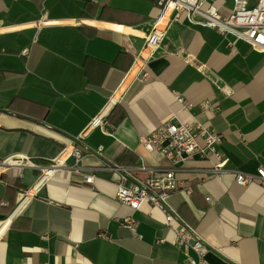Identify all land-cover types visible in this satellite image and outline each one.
Segmentation results:
<instances>
[{
  "label": "crops",
  "instance_id": "1",
  "mask_svg": "<svg viewBox=\"0 0 264 264\" xmlns=\"http://www.w3.org/2000/svg\"><path fill=\"white\" fill-rule=\"evenodd\" d=\"M158 1L0 0V160L23 154L38 164L0 174V218L11 217L0 236V264H186L173 243L179 222L168 226L165 213L149 202L133 210L117 200L110 172L101 170L87 183L72 168V156L42 177L50 160L74 144L122 87L103 123L81 140L79 164L99 163L86 148L103 146L112 163L173 167L187 187L172 193L169 206L212 246L208 263L264 264V184L235 180L236 170L256 173L264 166V52L183 15L166 39L192 60L160 48L142 65L145 37L163 10ZM211 1L223 15L234 4ZM178 96L193 109L183 110ZM173 112L221 134V152L233 171L220 180L206 159L173 164L148 151L140 136ZM127 216L135 230L121 224Z\"/></svg>",
  "mask_w": 264,
  "mask_h": 264
},
{
  "label": "built area",
  "instance_id": "2",
  "mask_svg": "<svg viewBox=\"0 0 264 264\" xmlns=\"http://www.w3.org/2000/svg\"><path fill=\"white\" fill-rule=\"evenodd\" d=\"M158 3L163 10L145 37L144 50L149 52H146V56L138 57L142 60L140 61L142 65L152 59L161 48L160 38L164 39L170 35L171 30H176L177 23L183 15L193 23L209 26L223 33L232 32L238 39L248 41L253 49L264 52V0H259L256 4H250L248 0H234L233 7L227 15H223L216 2L211 0H159ZM178 100L183 110L193 109V104L182 96H178ZM91 124L98 126L102 122L96 117ZM89 129L90 126L76 139L71 151L66 147L57 158L50 160L48 167L43 169L42 177H47L45 175L48 171H51L49 174L51 175L66 166L72 156L75 158L72 168L80 173L82 180L87 183H93L101 170L110 172L117 186V200L133 210H138L146 202L161 209L165 213L168 226L171 227L174 221L179 222L173 243L183 251L186 264H209L206 256L212 246L198 233L194 225L181 218L178 212L169 206L172 193L187 187L176 177L175 169L158 168L144 162L136 165L112 163L104 158L103 146L86 148V152L96 156L100 162L92 166H82L79 164L84 154L81 140ZM199 136L203 138V144L199 142ZM140 141L148 151L160 152L172 160L173 164L193 156L206 159L211 163V174L220 180L225 174L233 171L228 167V157L221 152V134L202 124L182 121L178 112H173L168 120L152 133L140 136ZM37 165L31 157L15 154L0 160V174L7 168L37 167ZM235 173L238 184L247 185L256 180L264 184V166H260L256 173L239 170ZM121 224L132 230L136 227L135 220L131 216L123 218ZM101 235L107 237L106 233Z\"/></svg>",
  "mask_w": 264,
  "mask_h": 264
},
{
  "label": "bare ground",
  "instance_id": "3",
  "mask_svg": "<svg viewBox=\"0 0 264 264\" xmlns=\"http://www.w3.org/2000/svg\"><path fill=\"white\" fill-rule=\"evenodd\" d=\"M96 24L100 25V26H104V27H107V28H111V29H115V30H118V31H121V32H124L126 34H135V35H139V36H144L145 33L139 29H136V28H133L132 26H128V25H120V24H114V23H108V22H99V21H96L95 22ZM43 24L42 21H37V22H34V25H41ZM166 38H160L159 40V44L161 46V48L165 49V51L169 50L171 52H174L175 54H180L182 56H184L186 59L188 60H192V58L187 55L186 53H184L178 46H174L172 45L167 39L165 40ZM146 52H149V50H146ZM142 61V60H140ZM200 67L205 71L207 72L208 74H210V76L216 81V83L223 89L224 88V83H222L217 77H215L214 75H212L210 72H208L205 67H203L202 65H200ZM123 88V87H122ZM122 88H120L115 94L114 96H112V98L110 99V101L108 102V104L104 107V109L101 111V113L97 116V120L102 122L103 123V120H104V117L106 116V114L108 113V111L112 108V106L117 102L119 96H120V93L122 91ZM228 90V89H227ZM225 92H229L228 91H225ZM94 127V124H91L90 125V129ZM89 129V130H90ZM73 149V143H70L69 146H68V150L71 151ZM51 171H48L46 172V175L45 176H49ZM44 178V177H43ZM41 178L40 179V182L41 180L43 179ZM38 182V183H40ZM37 187V186H36ZM35 193V188L30 190L25 196H23L20 204H19V207H21L24 203L27 202V200ZM17 211V210H16ZM11 217L9 218H0V236L2 235V233L4 232L7 224H8V220L10 219Z\"/></svg>",
  "mask_w": 264,
  "mask_h": 264
},
{
  "label": "rangeland",
  "instance_id": "4",
  "mask_svg": "<svg viewBox=\"0 0 264 264\" xmlns=\"http://www.w3.org/2000/svg\"><path fill=\"white\" fill-rule=\"evenodd\" d=\"M143 56H146V55L144 54ZM143 58H145V59H146V57H143Z\"/></svg>",
  "mask_w": 264,
  "mask_h": 264
}]
</instances>
